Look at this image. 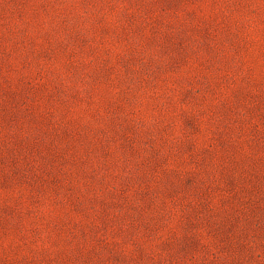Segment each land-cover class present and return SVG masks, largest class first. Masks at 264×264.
Masks as SVG:
<instances>
[{
  "label": "rangeland",
  "instance_id": "1",
  "mask_svg": "<svg viewBox=\"0 0 264 264\" xmlns=\"http://www.w3.org/2000/svg\"><path fill=\"white\" fill-rule=\"evenodd\" d=\"M0 264H264V0H0Z\"/></svg>",
  "mask_w": 264,
  "mask_h": 264
}]
</instances>
